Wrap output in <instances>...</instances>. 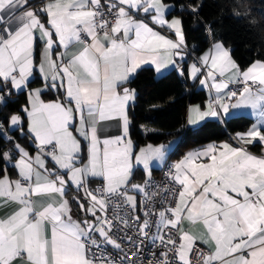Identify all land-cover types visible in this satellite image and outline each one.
Here are the masks:
<instances>
[{
  "label": "snow or ice",
  "instance_id": "snow-or-ice-1",
  "mask_svg": "<svg viewBox=\"0 0 264 264\" xmlns=\"http://www.w3.org/2000/svg\"><path fill=\"white\" fill-rule=\"evenodd\" d=\"M174 7L0 0V106L26 96L17 111L0 110V206L10 209L0 217V264H264V152L248 147L264 146V60L242 68L209 25L207 51L188 65L182 18H169ZM201 7L180 6L191 15ZM234 7V18H250L242 0ZM146 64L157 72L171 65L214 90L206 110L191 109L190 125L230 109L250 108L258 119L236 146L189 151L154 185L152 163L165 162L176 141L134 150L137 92L128 85ZM46 92L57 98L44 102ZM111 121L119 134L101 139ZM141 166L149 179L137 184Z\"/></svg>",
  "mask_w": 264,
  "mask_h": 264
},
{
  "label": "trees",
  "instance_id": "trees-1",
  "mask_svg": "<svg viewBox=\"0 0 264 264\" xmlns=\"http://www.w3.org/2000/svg\"><path fill=\"white\" fill-rule=\"evenodd\" d=\"M166 2L175 5L170 17L182 18L187 50L192 54V57L188 55L187 62L194 61L208 49L206 29L209 25L212 26L217 41L231 49L232 58L242 68H246L255 60H264V0H242L246 9L250 10V18L241 20L233 16L237 11L234 5L241 0H195V3L202 4L199 15H191L187 10H181L180 6L189 4L190 0H166ZM193 48L196 50L193 51ZM39 85L40 82L37 80L32 87ZM128 86L137 92L129 113V134L136 151L144 145L167 144L178 139L169 154V158L173 160L189 150L229 140L235 133L245 132L252 124L251 118L238 116L228 118L221 123L207 121L195 129L187 128V107L202 103L205 94L190 86L186 78L178 75L175 68L160 77L156 76L154 69L142 68ZM55 98L57 94L54 92H46L42 95L43 100ZM11 100L14 103H9L6 107L0 106L3 113L17 111L25 105L26 96L14 95ZM23 126L25 131V120ZM144 130L151 131L144 132ZM15 135L23 146L29 145L28 138L19 132ZM251 150L259 153L260 144H254ZM14 173V169H10L12 177ZM138 173L137 170L134 172V182L142 181ZM73 209L78 213L75 204Z\"/></svg>",
  "mask_w": 264,
  "mask_h": 264
},
{
  "label": "crops",
  "instance_id": "crops-1",
  "mask_svg": "<svg viewBox=\"0 0 264 264\" xmlns=\"http://www.w3.org/2000/svg\"><path fill=\"white\" fill-rule=\"evenodd\" d=\"M175 17H176V16H175ZM170 18H171V17H170ZM165 31H166L167 33H165ZM161 34H163V35H165V36H170V33H169L168 30H166V29H165V30H162ZM159 51L161 52V54L163 53V50H162V49H160ZM206 51H207V50H205L204 52H206ZM204 52H203V53H204ZM203 53H201L199 56H201ZM199 56H198V57H199ZM196 58H197V57H196ZM192 62H193V61H190V62H187V63H188V65H191ZM142 68H152V69L155 70V66L152 65V64H146V65H143ZM142 68H141V69H142ZM172 68H173V67H172L171 65H169L167 68H165V69H161L160 72L155 71L156 76H157V77H160V76H162L163 74H165L167 71H169V70L172 69ZM186 80H187L188 84H189L190 86H193V88H194L196 91H202V92L205 94V99H204V101H203L202 103L191 104V105H189V106L187 107V110H186V127H187V128H189V129H195V128H197L198 126L202 125L203 123H205V122H207V121H216V122H220V123H221V122H223L224 120H226V119H228V118H231V117H238V116H246V117L251 118V119H252V124L258 119L257 116H254V115H253L252 110H251L250 108H243V109H230L229 114L225 115V116H224L223 118H221V119H217V118H205V120H203V121H198L196 125H190V124L188 123V120H189L190 117H194V114L191 112V109H192L193 107L199 106V107L201 108L202 111H203V110H206V105H207V103H208V100H210L211 97L215 95V93H214V90L210 93L209 89L206 88V87H203V86L199 85L198 81L194 82L191 78H187ZM40 86H41V85H39V86H37V87H40ZM37 87H34V88H37ZM41 99H42V96H41ZM42 100H43V99H42ZM52 100H53V99H52ZM43 101L47 103V102H50L51 100L46 99V100H43ZM252 124H251V126H252ZM251 126H250V127H251ZM25 127H26V128H25V129H26L25 131L27 132V127H28V125H27V118H26V117H25ZM250 127H249V128H250ZM249 128H248V129H249ZM248 129H247L245 132H247ZM148 131H151V130H144V132H148ZM245 132H238V133H245ZM238 133H235V134H234L229 140H226V141H223V142H219V143H211V144L221 145V144L227 142V143H229V144H231V145H233V146H236V145H237V141L235 140V137H236V135H237ZM99 134H100V136H101V139L105 138L106 136H114V135L119 134V129H118L117 125H116V122H115V121H111V122H102V126H101V129H100V133H99ZM173 141H176V142H177L178 139H175V140H173ZM28 142H29V144L31 143L30 139H28ZM170 142H172V141H170ZM167 144H168V143H167ZM255 144H256V143H255ZM258 144H260V143H258ZM207 145H209V144H207ZM207 145H205V146H203V147H200V148L192 149V150H189V151L199 150V149H202V148L206 147ZM253 145H254V144H253ZM253 145H249V146H248V147H249V151L252 152L253 154L260 155L262 152H264V146H262L261 144H260V146H261V150H260L259 153L252 151V150H251V147H252ZM146 146H147V145H144V146H141V147H146ZM154 146H158V145H154ZM174 146H175V144H173L172 147L169 149V153H168L166 159H168L169 154H170V152L173 150ZM137 151H138V150H137ZM189 151H187V152H189ZM187 152H185V153H184L183 155H181L180 157L173 159L172 161H173V162L178 161V160L181 159L185 154H187ZM164 163H165V162L161 163V162H159V161H153V163H152V168H151V176H152V175H156V173L158 172V169H159ZM51 166H52V165L49 164V167H51ZM136 170L139 172L138 175H139L140 177H142V181H139V182L143 183L146 179L149 178V177L146 175V173L143 171L142 166H141V167H138ZM136 170H135V171H136ZM135 171H134V172H135ZM14 172H16L15 169H14ZM12 178H16V177H15V173H14V176H13ZM133 182H134V181H133ZM73 194H74V193H69L68 198L71 199V196H72ZM9 211H10L9 208H5V207H3V206H0V217H3L4 215H6ZM72 211H73V217L76 218L77 213H76L75 210L73 209V205H72ZM184 226H185V227H188L187 222L185 223ZM192 231H193V232H199V231H200V226H199V225L193 226V227H192Z\"/></svg>",
  "mask_w": 264,
  "mask_h": 264
},
{
  "label": "built area",
  "instance_id": "built-area-1",
  "mask_svg": "<svg viewBox=\"0 0 264 264\" xmlns=\"http://www.w3.org/2000/svg\"><path fill=\"white\" fill-rule=\"evenodd\" d=\"M187 52L189 53V56L192 57V54H190V51L187 50ZM194 59V58H193ZM195 60V59H194ZM233 87H237V86H233ZM12 98V97H11ZM209 102V100H208ZM173 161L168 157V159H166L165 163L158 169V172L156 173V175H152L150 177L151 182L154 185H160L162 183L165 182V173L167 171V164L172 163ZM149 179V178H148ZM147 180V179H146ZM144 183V182H143ZM95 186V185H93Z\"/></svg>",
  "mask_w": 264,
  "mask_h": 264
},
{
  "label": "water",
  "instance_id": "water-1",
  "mask_svg": "<svg viewBox=\"0 0 264 264\" xmlns=\"http://www.w3.org/2000/svg\"><path fill=\"white\" fill-rule=\"evenodd\" d=\"M178 73V72H177ZM180 76V75H179ZM181 77V76H180ZM135 183H137V184H143V183H141V182H135Z\"/></svg>",
  "mask_w": 264,
  "mask_h": 264
}]
</instances>
